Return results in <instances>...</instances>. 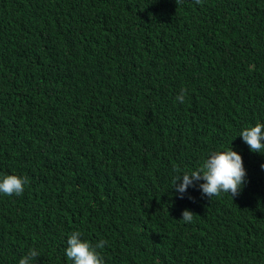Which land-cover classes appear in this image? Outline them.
I'll list each match as a JSON object with an SVG mask.
<instances>
[{
    "label": "trees",
    "instance_id": "obj_1",
    "mask_svg": "<svg viewBox=\"0 0 264 264\" xmlns=\"http://www.w3.org/2000/svg\"><path fill=\"white\" fill-rule=\"evenodd\" d=\"M257 122L264 0H0V176L28 180L0 194V264H71L77 230L105 264H264V154L238 135ZM230 147L239 194L180 198Z\"/></svg>",
    "mask_w": 264,
    "mask_h": 264
},
{
    "label": "clouds",
    "instance_id": "obj_2",
    "mask_svg": "<svg viewBox=\"0 0 264 264\" xmlns=\"http://www.w3.org/2000/svg\"><path fill=\"white\" fill-rule=\"evenodd\" d=\"M175 2L178 3V0ZM195 3L199 5L202 0H195ZM185 94L186 89L182 88L176 100L184 103ZM238 135L248 145L250 151L264 154V123L257 122L255 126L244 127ZM260 167L264 170V164ZM245 177L242 157L230 147L224 151L210 153L196 170L178 174L172 181V188L180 194V198H183L189 186H194V182L203 180L198 187L208 199L219 196L221 193L231 194L233 198L242 189ZM178 180L181 181L179 184H177ZM27 183L26 177L7 174L0 176V194L19 196L23 193ZM181 215L180 220L190 223L195 214L185 209ZM81 236L82 233L79 230L73 231L68 236L65 248L67 260L71 264H105L103 255L97 249H103L108 243L107 240L100 239L93 244L89 240H82ZM38 257L39 252L35 248L29 249L27 254L19 259L18 264H34Z\"/></svg>",
    "mask_w": 264,
    "mask_h": 264
}]
</instances>
